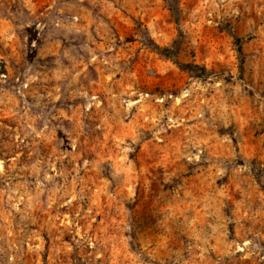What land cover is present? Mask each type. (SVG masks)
<instances>
[{
	"label": "rangeland",
	"instance_id": "1",
	"mask_svg": "<svg viewBox=\"0 0 264 264\" xmlns=\"http://www.w3.org/2000/svg\"><path fill=\"white\" fill-rule=\"evenodd\" d=\"M0 264H264V0H0Z\"/></svg>",
	"mask_w": 264,
	"mask_h": 264
},
{
	"label": "trees",
	"instance_id": "2",
	"mask_svg": "<svg viewBox=\"0 0 264 264\" xmlns=\"http://www.w3.org/2000/svg\"><path fill=\"white\" fill-rule=\"evenodd\" d=\"M172 8V12L173 14L175 15V17L178 19V9L174 6L171 7ZM235 42L237 43L238 45V53H239V56H240V61H241V68H242V65H243V62H244V59H243V50H242V40L240 38H236L235 39ZM174 47L178 48L179 47V42L178 41H174ZM172 50V46L171 47H164L162 48V51L169 55L170 52ZM183 68L185 70H187L190 74H193V75H196V76H201L203 74H205L206 72V68L202 65H199V64H194V63H186L183 65Z\"/></svg>",
	"mask_w": 264,
	"mask_h": 264
}]
</instances>
